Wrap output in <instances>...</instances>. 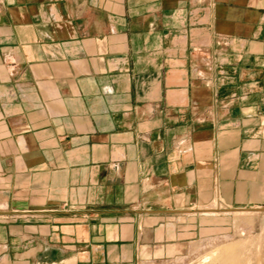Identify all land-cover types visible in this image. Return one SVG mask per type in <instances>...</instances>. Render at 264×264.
<instances>
[{"label": "crops", "instance_id": "obj_1", "mask_svg": "<svg viewBox=\"0 0 264 264\" xmlns=\"http://www.w3.org/2000/svg\"><path fill=\"white\" fill-rule=\"evenodd\" d=\"M215 201L264 204V0H0V264L166 263Z\"/></svg>", "mask_w": 264, "mask_h": 264}, {"label": "rangeland", "instance_id": "obj_2", "mask_svg": "<svg viewBox=\"0 0 264 264\" xmlns=\"http://www.w3.org/2000/svg\"><path fill=\"white\" fill-rule=\"evenodd\" d=\"M263 207L264 204L224 210L213 202L200 211L215 217L211 223L205 222L210 223L211 229H202L174 253L168 248L166 263L150 264H264ZM239 212L242 214L235 215ZM204 230L211 232L204 233Z\"/></svg>", "mask_w": 264, "mask_h": 264}, {"label": "bare ground", "instance_id": "obj_3", "mask_svg": "<svg viewBox=\"0 0 264 264\" xmlns=\"http://www.w3.org/2000/svg\"><path fill=\"white\" fill-rule=\"evenodd\" d=\"M238 214H242L241 212H239V213H235V215H238ZM176 250H174V252H175Z\"/></svg>", "mask_w": 264, "mask_h": 264}, {"label": "water", "instance_id": "obj_4", "mask_svg": "<svg viewBox=\"0 0 264 264\" xmlns=\"http://www.w3.org/2000/svg\"><path fill=\"white\" fill-rule=\"evenodd\" d=\"M263 210H264V207H263Z\"/></svg>", "mask_w": 264, "mask_h": 264}]
</instances>
